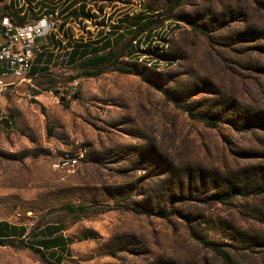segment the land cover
Instances as JSON below:
<instances>
[{"label": "rangeland", "instance_id": "1", "mask_svg": "<svg viewBox=\"0 0 264 264\" xmlns=\"http://www.w3.org/2000/svg\"><path fill=\"white\" fill-rule=\"evenodd\" d=\"M85 1L70 41L92 56L10 99L0 222L26 236L0 264H264V0ZM141 20L158 38L134 50Z\"/></svg>", "mask_w": 264, "mask_h": 264}, {"label": "crops", "instance_id": "2", "mask_svg": "<svg viewBox=\"0 0 264 264\" xmlns=\"http://www.w3.org/2000/svg\"><path fill=\"white\" fill-rule=\"evenodd\" d=\"M81 4H87L85 0H0V23L3 18H11L16 23L34 22L40 18L46 11L56 10L58 15L57 28L50 34L38 38L36 46L38 51L35 54L33 66L23 82L16 84L0 92V131H11V120L14 116L11 114L12 105L10 99L16 95H23L28 90L34 93V98L42 100L44 93L48 91L43 89L41 83L37 80L52 70L65 66L67 61L72 65L86 62L92 55L86 53V49L79 48L78 42L71 43L72 38H77L72 31V26L80 22ZM4 43V37L0 28V48ZM66 44H71L68 46ZM73 44V46H72ZM83 50V57L79 60V54ZM2 71L0 66V72ZM10 81L15 83L13 78ZM14 226V225H13ZM26 236L21 235L19 228H12L11 224L0 226V237L7 239H20ZM36 241L42 237L34 238Z\"/></svg>", "mask_w": 264, "mask_h": 264}, {"label": "built area", "instance_id": "3", "mask_svg": "<svg viewBox=\"0 0 264 264\" xmlns=\"http://www.w3.org/2000/svg\"><path fill=\"white\" fill-rule=\"evenodd\" d=\"M58 25V12L46 11L36 21L24 24H14L8 17L2 19L0 27L4 43L0 48V92L23 82L33 66L35 54L38 51V38L52 33ZM9 78H13L10 81ZM63 164L67 165V162ZM55 166H59L57 163Z\"/></svg>", "mask_w": 264, "mask_h": 264}, {"label": "trees", "instance_id": "4", "mask_svg": "<svg viewBox=\"0 0 264 264\" xmlns=\"http://www.w3.org/2000/svg\"><path fill=\"white\" fill-rule=\"evenodd\" d=\"M182 1L183 0H175L172 3V5L170 6L171 10H174L177 7H179V5L182 3ZM156 14L158 15L159 13H156ZM9 19L14 24H18V25L19 24H24V23H16L11 18H9ZM153 22L154 21H152V20H141L140 23L135 27V29L133 31V34L131 36V41H132V43H134V50H138L144 42L150 43V41L153 39V36L158 38V36L156 35V31H153L151 29ZM1 31H2V29H1ZM143 35H144V39H143V41H141V38H142ZM141 53L143 54V52H141ZM135 54H136V51L129 52V56H132V55H135ZM105 56L112 57L110 52L107 53ZM102 57H104V56H102ZM116 63H117L116 58L113 57L112 60L110 61V64L115 65ZM114 70H116V71H118L120 73H130L131 72L126 67H116V69H114ZM102 73H103V71H101V70L85 71L84 75L86 77H97V76H99ZM176 106H178L180 109H182L184 112H186L190 117H195V115L192 113V110L189 107L182 106V105H179V104H176ZM202 121L205 124H207L208 126H210V127H215L216 126L215 121L212 118H210V117L205 116V117L202 118ZM68 208H70V207H68ZM1 225H7V223L0 222V226ZM11 227L14 228V229L17 228L16 226H13V225H11ZM18 228L21 231V235H24L25 228L24 227H18ZM61 231H62V228L58 227V226L45 227L43 230H40L38 232V235H37L38 237L41 236L43 239L36 241L38 246H30V248L33 249L35 252H40L39 248L44 249V250L56 249V247H58V245H57L58 241L61 240V238H62L61 235H59ZM5 240H9V239L0 237V243L1 244H3ZM214 251L227 264H230L229 256L225 252H223L219 248H214Z\"/></svg>", "mask_w": 264, "mask_h": 264}]
</instances>
